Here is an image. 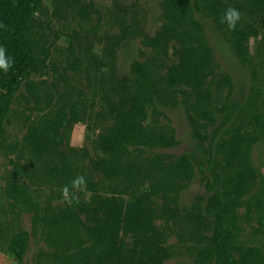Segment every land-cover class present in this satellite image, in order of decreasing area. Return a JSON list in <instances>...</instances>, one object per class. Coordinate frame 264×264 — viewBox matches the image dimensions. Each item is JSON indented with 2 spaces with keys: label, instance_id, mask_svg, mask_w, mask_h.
Segmentation results:
<instances>
[{
  "label": "rangeland",
  "instance_id": "374dc122",
  "mask_svg": "<svg viewBox=\"0 0 264 264\" xmlns=\"http://www.w3.org/2000/svg\"><path fill=\"white\" fill-rule=\"evenodd\" d=\"M168 2L39 0L33 66L1 107L0 264H215L212 196L231 255L256 249L264 264V0H180V25ZM229 7L241 13L235 30L222 22ZM206 48L198 87L170 84L181 61ZM121 129L168 145L104 152L101 140ZM182 158L191 180L135 206ZM11 185L23 188L21 200L8 196ZM66 185L78 200L64 199ZM59 212L78 221L79 246L46 232ZM105 222L113 250L87 235ZM20 233L28 245L18 262L8 246Z\"/></svg>",
  "mask_w": 264,
  "mask_h": 264
},
{
  "label": "trees",
  "instance_id": "16d2710c",
  "mask_svg": "<svg viewBox=\"0 0 264 264\" xmlns=\"http://www.w3.org/2000/svg\"><path fill=\"white\" fill-rule=\"evenodd\" d=\"M180 0H169L168 10L174 14L173 19L177 25L184 22V7L179 5ZM39 4V0H0V42L4 48L6 57L12 61V67L7 73L0 72V136L2 135V104L20 80L25 78L33 66L31 51V35L29 19ZM186 4V1H185ZM185 6V5H184ZM181 7V8H180ZM182 60L170 84L198 87L199 73L207 65V57L211 56L208 48L204 50L202 57L197 56ZM140 76L145 80L146 71L140 68ZM150 144L153 146H167L164 137L139 138L132 129H121L101 140V149L113 154L118 149L134 144ZM56 168V167H55ZM66 171V168L63 167ZM162 176L151 185L146 195L135 201V206H142L147 203V197L154 194H171L179 191V183H186L193 176V167L184 159L162 167ZM57 172V171H56ZM59 173V172H58ZM66 176L64 172L59 173ZM8 196L15 200H21L24 190L19 185H11L7 189ZM216 198L210 197L206 203L205 213L212 218L213 228L211 241L216 249L215 264H256L259 257L256 249H245L238 257L231 255L227 239L231 235L230 228L225 224L222 213L217 212ZM46 232L53 236L55 244L70 242L79 246L81 241L77 238L78 221L69 213L59 212L50 216L44 221ZM91 244L100 249H114L117 242V235L112 224L105 222L104 225L95 229H86ZM28 245V237L20 233L12 238L9 243V252L21 262ZM53 264H68L67 260L57 261Z\"/></svg>",
  "mask_w": 264,
  "mask_h": 264
},
{
  "label": "clouds",
  "instance_id": "9594fccd",
  "mask_svg": "<svg viewBox=\"0 0 264 264\" xmlns=\"http://www.w3.org/2000/svg\"><path fill=\"white\" fill-rule=\"evenodd\" d=\"M241 20V13L235 7H229L224 13L222 22H225L229 30H235L238 22ZM5 49L0 47V70L5 73L9 71L12 67V61H10L5 55ZM72 189L76 191L82 190L86 186V179L84 176H78L71 181ZM62 195L64 199L69 200L70 198H75L78 200L75 192H70L69 187L66 185L62 189Z\"/></svg>",
  "mask_w": 264,
  "mask_h": 264
}]
</instances>
